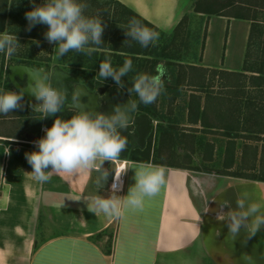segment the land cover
Here are the masks:
<instances>
[{
	"label": "crops",
	"instance_id": "1",
	"mask_svg": "<svg viewBox=\"0 0 264 264\" xmlns=\"http://www.w3.org/2000/svg\"><path fill=\"white\" fill-rule=\"evenodd\" d=\"M117 1L167 36L191 5L190 0ZM249 25L228 16L205 18L198 59L188 65L204 75L203 70L238 73ZM182 127H188L184 120L175 125L176 131ZM152 135L155 127L137 151L148 150V162L116 160L124 165L123 189L116 195L123 201L141 164L163 170L164 183L155 196L144 198L142 209L122 205L120 217H109L87 208L96 195L111 194L95 187V168L52 173L41 184L25 158V153L37 150L35 145L0 134V264H248L244 254L253 264H264V228L250 239L241 229L233 240L217 215L224 201L236 209L237 198L245 192L250 202L264 203V182L229 176L236 173L232 167L224 174L164 161L172 155L163 144L157 153L149 149ZM183 145V138L172 141L173 147L185 151Z\"/></svg>",
	"mask_w": 264,
	"mask_h": 264
},
{
	"label": "trees",
	"instance_id": "2",
	"mask_svg": "<svg viewBox=\"0 0 264 264\" xmlns=\"http://www.w3.org/2000/svg\"><path fill=\"white\" fill-rule=\"evenodd\" d=\"M190 1L189 10L194 15H204L206 18L227 16L212 9L214 0ZM44 2L45 0H34L35 5ZM80 2L88 5L84 12L86 16L98 18L105 24L102 36L104 42L97 46L96 51L91 55L69 51L63 57L55 59L54 63L57 66L68 73L83 77L85 73L92 74V71L99 68L101 62H110L114 68H119L126 60H131L133 70L123 78L125 87L122 88L128 95L127 89L132 86L134 75L137 73L155 75L157 65H164L167 69L164 78L165 90L159 96L158 103L163 104L167 100L177 103V105L175 104L177 113L163 114L156 110L157 101L145 106L139 103L135 93L128 95L131 101L138 103L137 113L146 114L156 122L155 135L157 134L158 139L161 140L167 136L168 139L169 137L175 139L173 141L175 143V141L179 142L177 138L184 140V137L193 131L214 135L217 140L205 141L206 145L211 146V150H214V143H222L223 149L219 148L215 152V156L220 158V163L225 168L231 169L233 162H237L238 165L237 167L235 165L234 172L237 173V170L241 172L231 173L232 175L229 176L264 182V0H225L224 7L233 8L236 11L234 16L228 17L246 20L250 23L241 69L238 73L203 70L207 74L212 73L218 76L217 83H214L209 79L206 81V78L201 76L202 79L197 81L198 76L195 71L200 69L188 66L191 73L188 77L190 82L187 79L185 85L192 89L188 90L187 95L181 90L184 85L181 84L183 81L179 64L173 62L171 56L160 54L155 46L141 47L137 41L128 38L125 31L128 30L129 22L135 19L160 36L166 37L167 35L159 33L154 26L117 0H80ZM33 6V2L30 0H0V32L16 35L19 43L25 40L47 41L44 36L48 30L47 25L37 24L32 27L31 31L27 30L28 21L25 13L30 11ZM187 19V14L180 19L170 34L171 37L175 36ZM137 56L141 58L136 59ZM145 57L150 58L144 60ZM11 58L14 61H7L9 64H24L34 66V68H47L49 64V56L42 59L25 46L17 49ZM165 59L170 61L162 62ZM135 60L137 64H134ZM6 74L4 57L0 56V90L4 91L11 90ZM22 103H24V108L10 112L9 116L25 119L24 122L27 125L25 133L37 136L40 117L33 112L29 113L26 100ZM223 108H227V111ZM183 113L186 114V117H183ZM33 115H37V119L33 120L34 124L32 125L29 116ZM185 119L188 125L198 124L200 128L176 131L175 125L179 120L185 121ZM20 140L28 141L24 138ZM147 151L144 150L129 156L123 152L118 159L146 163L149 161ZM35 248L34 245L32 253Z\"/></svg>",
	"mask_w": 264,
	"mask_h": 264
},
{
	"label": "clouds",
	"instance_id": "3",
	"mask_svg": "<svg viewBox=\"0 0 264 264\" xmlns=\"http://www.w3.org/2000/svg\"><path fill=\"white\" fill-rule=\"evenodd\" d=\"M30 2L34 6L25 13L27 30L31 31L37 24L48 26L44 36L48 43L56 45L53 59L63 57L69 51L91 55L104 42L102 36L105 24L98 18L84 14L88 7L86 3L80 0H45L43 4L35 5L34 0ZM125 35L144 48L154 46L159 40L158 33L135 19L129 22ZM19 44L16 35H0V53L10 57L16 53ZM132 70L131 60H126L118 69L110 62H101L98 76L104 81L112 79L120 90L125 87L123 78ZM155 72V75H134L132 86L127 89L128 95L135 93L139 103L145 106L155 103L165 90L167 69L161 64L157 65ZM41 74L32 72L31 83L26 90H0V114L22 110L25 93L38 102L33 106L36 111L43 113V118L60 113L68 96L66 90L54 87ZM71 99L73 104L78 103L79 94L72 93ZM138 106L136 101H127L123 105L115 104L111 113L79 110L67 120L57 116L51 127L43 129L45 135L33 142L37 150L25 153L34 180L43 184L50 180L52 173L79 174L94 168L99 171L105 161H116L128 145L121 130L127 129L130 117ZM103 174L107 175V172ZM115 175L119 180L121 173L116 172ZM134 179L135 183L129 187L123 201L117 197L116 192L120 189L113 183L110 195L98 194L91 198V203L87 204L88 211L95 215L103 213L109 217H120L122 205L125 208L142 209L144 198L155 196L164 183V172L151 164H141L135 169ZM225 208L228 211H224ZM217 215L226 224L233 240L239 236L241 229L247 230V239H250L264 228V203L250 202L247 192L237 198L236 209L232 208L229 201H224ZM242 258L248 264H253L250 255L244 254Z\"/></svg>",
	"mask_w": 264,
	"mask_h": 264
},
{
	"label": "rangeland",
	"instance_id": "4",
	"mask_svg": "<svg viewBox=\"0 0 264 264\" xmlns=\"http://www.w3.org/2000/svg\"><path fill=\"white\" fill-rule=\"evenodd\" d=\"M227 1V0H226ZM213 3V10H217L218 12L223 13L224 15L227 16H234L235 15V10L233 8H227L224 7L225 0H214L212 1ZM188 19L185 21L183 26H181L178 31L175 33V36L171 37L172 35H168L166 37H162L159 35V40L156 42L154 45L156 50L161 53L166 54L167 56H171L173 59V62L179 64L180 70H181V79L183 81L184 86L181 87V90L185 92V94H188V90L192 89L191 87L185 85L187 82V79L190 82V79L188 78L191 73L188 68V64H193L196 63V60L198 59L199 56V51H200V44H201V39H203L204 35V24H205V18L206 16L204 15H194L192 13L187 14ZM5 32H0V35H3ZM172 38V39H171ZM24 42V43H23ZM22 43L19 44L18 48L20 47H26L28 50L32 51L35 53V55H38L42 59L49 56V64L47 68H44L46 71L50 68V66L55 62V59L53 57L56 55L55 51L53 50L56 45L48 43V41L45 42H39L38 44L35 43L36 41L34 40H25ZM27 43V44H26ZM153 46V45H151ZM164 48V49H163ZM0 56L4 57V63L5 67L9 64L7 61H14L11 56H7L4 53H0ZM141 58V57H136ZM148 60L150 57H145ZM141 60V59H139ZM151 60V59H150ZM168 62L170 61L169 59H165L162 62ZM134 64H137V61L135 60ZM242 65V64H241ZM195 71V70H194ZM197 74V81L202 78H206L209 80H212L214 83H217V77L213 75L212 73H208L204 75L203 73H200L198 71H195ZM7 76V74H6ZM200 76L202 78H200ZM205 81V80H204ZM10 89H12L10 87ZM160 97L157 98V103H156V110L162 112L163 114H174L177 113L178 111L176 110L177 108V103H173L169 100L167 102H163V104H159ZM28 104L29 102L26 101ZM27 108L29 110V113H34L37 114L40 117V126L38 129V133L36 137L41 138V129H42V113L38 112L35 110V107L32 105H28ZM176 104V105H175ZM31 106V107H30ZM226 109L227 108H223ZM183 117H186V114L183 113ZM37 115H33L30 117V120H32L31 124L33 125V120L37 119ZM180 119V118H179ZM221 119V118H220ZM25 119H19V118H12L9 116V113L7 115L0 114V134H8L12 137L15 138H25V135L28 133H25L27 130V125L24 122ZM179 122H182L179 120ZM185 124L188 127H182L180 129L182 130H188L190 125L187 124L186 119H185ZM156 122H153V126L155 127ZM153 127V128H154ZM153 128L151 130V133L153 131ZM180 131V130H179ZM178 131V132H179ZM157 135V134H156ZM156 135H152L150 138V145L148 146L149 149H152L153 152L157 153L160 149V145H165V148L168 150V154L172 155L171 157L164 158V161H168L176 166H181V167H187L189 169H199V170H206V171H212V172H217V173H228L225 171V167L222 166V163H220V158L215 156V152L219 149L222 148L221 146L223 145L222 143H214V150H211V146L206 145L205 141L208 142H213L214 140H217L215 136L210 135V134H203L200 131L196 132H191L188 135L184 137V148L185 151H183L180 147H173L172 146V141L175 139L170 138L168 141H159L158 137ZM191 135V136H190ZM193 135V136H192ZM179 141L182 138H177ZM177 140V141H178ZM23 141V140H22ZM24 142V141H23ZM30 142V141H28ZM171 142V143H170ZM21 142H16L15 144H20ZM176 143V141H175ZM260 144V143H258ZM176 145V144H175ZM224 147V145H223ZM223 149V148H222ZM124 152V151H123ZM122 152V153H123ZM184 152V153H183ZM121 153V154H122ZM238 155V153H236ZM235 154V157H236ZM193 159H192V158ZM237 158V157H236ZM236 165L237 167V162H233L232 168H234ZM110 167L113 168L114 165L110 163ZM235 167V168H236ZM234 170V169H233ZM240 171V170H239Z\"/></svg>",
	"mask_w": 264,
	"mask_h": 264
},
{
	"label": "water",
	"instance_id": "5",
	"mask_svg": "<svg viewBox=\"0 0 264 264\" xmlns=\"http://www.w3.org/2000/svg\"><path fill=\"white\" fill-rule=\"evenodd\" d=\"M6 70L7 80L13 90L28 89L29 84L31 83V74L33 71H37L41 72L44 76H46L48 81L52 83L54 87H61L65 89L68 95L66 99L71 98L72 93L79 94L78 103H66L63 109H71L76 112L79 110L96 111L98 109L96 103V96L86 93L84 87L82 85L77 84V78L73 74L64 72L57 65H52L46 73L42 69H35L31 66L24 64H9L6 67ZM18 81H23L24 86L20 87ZM105 81L113 82V80L110 78ZM82 98L85 99V103H81ZM24 100L28 101L31 105L38 103L33 96L27 93H25ZM127 101V97H125L124 95H117L116 90H113L110 93L107 103L108 113H111L112 108L115 104L119 103L123 105ZM98 111L103 112V109L99 108ZM57 114L54 116H47L43 118L42 113V129L40 135L41 137L45 135L43 129L52 126L54 120L57 118ZM152 128L153 120L146 114H140L136 112L135 114L132 113V117H130V122L128 124L127 129L121 130V134L126 139H128L129 144L132 145V147L135 146L139 149H143L145 145V140L151 133ZM25 138L27 140H30L31 143L39 139V137L33 136L31 134H26ZM103 172H107V175H104ZM111 177L112 169L110 167V162L105 161L99 171H97L96 169L93 172L95 187L102 190L106 189V185L111 180Z\"/></svg>",
	"mask_w": 264,
	"mask_h": 264
},
{
	"label": "flooded vegetation",
	"instance_id": "6",
	"mask_svg": "<svg viewBox=\"0 0 264 264\" xmlns=\"http://www.w3.org/2000/svg\"><path fill=\"white\" fill-rule=\"evenodd\" d=\"M52 65H56L55 63H53ZM51 65V66H52ZM29 66V65H28ZM50 66V67H51ZM32 67V66H31ZM59 67V66H58ZM34 68V66H33ZM60 68V67H59ZM35 69H42L44 70V72L46 73L47 71L43 68V67H40V68H35ZM61 69V68H60ZM98 69L99 68H96L94 71H92V74L91 73H85L83 75V77H79V76H76L74 75L76 78H77V84L79 85H82L86 91V93L90 94V95H94L96 96V103H97V106H98V109L101 108L103 109V112L105 113H108V99H109V96H110V93L113 91V90H116V94L117 95H124L125 97L128 98V101H131V98L124 92L123 89H118L115 82H110V81H104L102 78H100L98 76ZM118 69V68H117ZM62 70V69H61ZM64 71V70H63ZM66 72V71H64ZM68 73V72H67ZM71 74V73H70ZM20 87H23L24 86V82L23 81H18ZM13 90V89H11ZM72 102V99L69 98V99H66L65 100V104L66 103H71ZM81 103H85V99H81ZM30 104V103H29ZM31 105V104H30ZM33 106V105H32ZM98 109L96 111H98ZM76 111L74 110H71V109H61V112L57 114V116H59V118L61 119H64V120H67L69 119ZM136 113V111L134 112V114ZM132 131V130H131ZM147 138L145 140V145H146V142H147ZM128 141V139H127ZM144 145V146H145ZM140 149L138 147H135L132 145L129 144V141H128V145H127V148L125 149V153L126 154H135L137 153V151H139Z\"/></svg>",
	"mask_w": 264,
	"mask_h": 264
},
{
	"label": "built area",
	"instance_id": "7",
	"mask_svg": "<svg viewBox=\"0 0 264 264\" xmlns=\"http://www.w3.org/2000/svg\"><path fill=\"white\" fill-rule=\"evenodd\" d=\"M110 163H112V164L114 165V167L111 168V169H112V177H111V180L107 183V185H106V189H107L110 193H112V184H113V183H116L117 186H118V188L120 189L119 191L116 192V194H120V193L122 192V189H123V183H124V171H123V169L118 170L117 165H118V164H122V163H117V161H113V162H110ZM116 172L121 173V176H120L119 180L116 179V175H115Z\"/></svg>",
	"mask_w": 264,
	"mask_h": 264
},
{
	"label": "bare ground",
	"instance_id": "8",
	"mask_svg": "<svg viewBox=\"0 0 264 264\" xmlns=\"http://www.w3.org/2000/svg\"><path fill=\"white\" fill-rule=\"evenodd\" d=\"M124 165L122 164H118L117 167H118V170H121L123 168Z\"/></svg>",
	"mask_w": 264,
	"mask_h": 264
}]
</instances>
